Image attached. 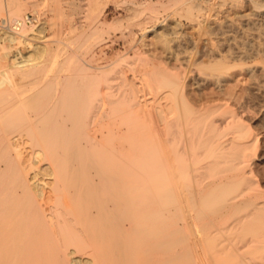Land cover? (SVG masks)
Returning <instances> with one entry per match:
<instances>
[{"label":"rangeland","instance_id":"rangeland-1","mask_svg":"<svg viewBox=\"0 0 264 264\" xmlns=\"http://www.w3.org/2000/svg\"><path fill=\"white\" fill-rule=\"evenodd\" d=\"M11 1L17 0H0V21L7 17ZM18 1L23 5L24 15L36 16L33 24L38 26L33 29L35 33L26 34L24 40L19 38L11 44L6 39L0 42V51L7 45L11 56H3V61L0 58V76L3 73L0 77V203L8 202L1 192H5L2 190L8 184L12 186L10 183L16 176L27 175L28 181H32L31 174L35 170L28 165L36 163L40 156L65 154L61 140L65 137L68 142L71 133L75 140L81 139L77 140L84 147L91 150L101 146L107 148L109 155L124 156L127 161L136 155L156 154V144L161 146L159 149L163 148L161 140L166 138L171 140L166 145L168 149L171 147L176 152L183 144H188L181 151L185 152L183 156L188 155V150L191 155L190 142L193 140L192 146L194 142L197 146L208 134L205 124L212 117L215 106L224 108L215 116L227 111L235 114L255 139L256 144L247 151L249 169L253 180L264 191V73L263 65L257 62L258 49L264 59L263 8L257 9L252 0ZM183 2L196 6L193 11L196 16L202 13L209 20L200 24L187 20L186 11L180 8ZM223 26L222 30H217ZM175 32L181 37L171 36ZM198 33L202 35L203 45L197 50L191 36L196 37ZM207 39L212 40L216 51L210 53ZM247 41L255 44L250 57L241 60L231 54L233 49H243ZM208 51L209 56L216 58L226 54L230 65L238 66L221 75L224 82L220 85L215 80L217 75L212 77V72L197 66L203 60H211L206 55ZM174 52L179 53V61L173 57ZM27 57L30 60L21 65ZM190 59L196 65L190 68L186 63L182 65L181 61ZM9 60L14 65V70L8 69L12 74L5 70ZM27 64L30 67L25 66ZM169 75L178 76L183 82L180 81V94L183 92L188 108L193 107L199 114H186L183 107L178 117L167 113L164 101L159 99V89ZM77 93L87 104L86 107L79 104L73 113L71 100ZM181 113L189 123L192 117L198 120H192L195 124L184 122ZM167 116L175 118L172 123L169 124ZM79 129L82 133L77 137L75 132ZM230 129L224 131L225 137L228 135L225 139L232 137ZM59 132L65 136H60ZM201 132H204L202 138L198 136ZM47 148L48 152H42ZM9 188L4 190L8 193L12 187ZM18 188L15 186L13 191ZM16 192L24 194L20 189Z\"/></svg>","mask_w":264,"mask_h":264},{"label":"bare ground","instance_id":"bare-ground-1","mask_svg":"<svg viewBox=\"0 0 264 264\" xmlns=\"http://www.w3.org/2000/svg\"><path fill=\"white\" fill-rule=\"evenodd\" d=\"M252 2L257 9H264L261 0ZM21 6L18 0L11 1L7 17H1V20L23 19L26 14L22 13ZM180 8L186 11L187 20L199 24L209 20L201 15V9L197 10L201 14L196 16L193 13L196 6L187 2L181 3ZM33 23L25 24L18 33L0 29V33H6L0 35V42L6 39L11 44L19 38L24 40L26 34L35 33L33 29L38 25ZM223 28L218 27L217 30ZM172 35H175L174 38L181 37L178 32ZM194 35L191 36L192 43L198 50L203 45L202 35ZM206 41L210 53L216 51L212 40ZM254 45L250 41L244 42L243 49H233L231 54L245 60L252 55ZM4 47L8 48L7 45ZM6 49L2 50L4 54L0 51L2 61L3 56L11 57ZM209 51L206 55L210 54ZM172 55L179 61V53ZM225 55L219 58L208 55L211 60L197 64L201 70L212 72V77L217 75L215 80L219 85L224 82L221 75L237 66L230 65ZM257 57L264 73V59L259 49ZM29 60L30 57H27L20 63L22 65ZM193 61L190 59L181 63L190 68L192 64L196 65ZM25 66L30 67L29 64ZM13 67L12 61L9 65L7 62L5 70H14ZM10 72L12 74V70L7 71L8 74ZM171 75L162 79L164 83L158 88L159 99L164 101L167 113L178 117L180 107H183L186 114L196 116L199 111L188 108L183 92L180 94L181 80ZM73 95L70 111L74 113L79 104L86 107L87 102L78 98V93L76 98ZM215 107L212 117L205 124L209 128L208 134L203 136L204 132H201V136L198 135L203 138L197 146H194L195 142L192 146L193 140H187L192 147L191 155L188 150V155L183 156L184 144L182 151L168 149L166 145L171 140L166 138L161 140L163 148L159 149L160 145L156 144V154L136 155L127 161L124 156H113L110 152L109 155L107 148L101 146L95 149L93 145L91 150L84 147L77 140L82 133L80 129L75 132L76 140L74 134L71 133L72 137L66 135L71 137L67 141L73 138L72 142L61 138L65 154L40 156L36 163L28 165L35 170L31 174L33 176H29L31 182L26 174L15 175L10 183L12 186L8 184L6 187H12L8 193L4 190L6 188L2 190L5 192H1L5 193L8 202L0 203V264H264V191L251 176L250 154L247 153L254 146L255 139L240 117L226 109L227 112L221 113V116H215L224 109L223 106ZM78 116L76 114V118ZM182 116L185 122L187 119L184 114ZM192 118L195 121H191L196 122L198 117ZM173 119L167 116L169 124ZM229 128L233 135L225 139L228 135L225 137L224 131ZM48 151V148L42 149V152ZM105 152L107 154H103ZM15 186L19 187L17 190L24 191L23 196L17 190L13 191Z\"/></svg>","mask_w":264,"mask_h":264},{"label":"built area","instance_id":"built-area-1","mask_svg":"<svg viewBox=\"0 0 264 264\" xmlns=\"http://www.w3.org/2000/svg\"><path fill=\"white\" fill-rule=\"evenodd\" d=\"M34 21L35 17L33 15H26L23 19L15 21L3 19L0 23V29L10 33H18L25 24L33 23Z\"/></svg>","mask_w":264,"mask_h":264}]
</instances>
